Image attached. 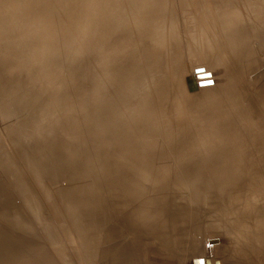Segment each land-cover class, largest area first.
I'll list each match as a JSON object with an SVG mask.
<instances>
[{
	"label": "rangeland",
	"instance_id": "rangeland-1",
	"mask_svg": "<svg viewBox=\"0 0 264 264\" xmlns=\"http://www.w3.org/2000/svg\"><path fill=\"white\" fill-rule=\"evenodd\" d=\"M258 4L264 14L260 0H0V264H203L204 257L206 264L214 257V264H237L240 224L257 212L243 206L264 204L254 186L263 192ZM134 58L138 69L127 78L136 82L123 81V101L102 65L105 71ZM217 63L229 76L230 97L215 81ZM96 88L102 99L116 98L112 105L91 99ZM113 109L116 125L103 131ZM113 170L146 172L137 199L100 179ZM211 172L236 181L219 187ZM93 185L110 208L94 209V196L81 195L88 207L68 214L71 190ZM145 199L157 203L143 211L160 215L175 210L186 218L182 206L186 233L177 237L167 227L168 243L135 234L133 223L139 229L147 218L127 210ZM121 216L130 227L118 228ZM239 258L250 264L246 251Z\"/></svg>",
	"mask_w": 264,
	"mask_h": 264
},
{
	"label": "bare ground",
	"instance_id": "bare-ground-1",
	"mask_svg": "<svg viewBox=\"0 0 264 264\" xmlns=\"http://www.w3.org/2000/svg\"><path fill=\"white\" fill-rule=\"evenodd\" d=\"M262 1V3L264 2V0H260ZM163 4V3H162ZM261 4H258L254 7V12H253V17H254V20H258L260 21L261 24L264 25V14L260 12L259 10V7H260ZM116 25V24H115ZM109 30V29H108ZM48 44V43H47ZM209 52V49L206 48V51H205V54H207ZM213 54V52H212ZM153 55V54H152ZM149 56V55H148ZM151 57V56H150ZM212 58V57H211ZM154 59V58H153ZM211 60V59H210ZM215 60H216V57H215ZM148 61V60H146ZM151 61V60H150ZM149 61V62H150ZM148 63V62H146ZM104 65V66H103ZM102 67H103V74L107 76V79L109 81V83L113 86H114V91L116 93L118 97V99L120 100H123V101H127V95H126V91H125V88H128L130 86H132L133 84H135V80L132 79V78H127V75L129 73H131V71H136L135 69H138V63L136 61V58H134L132 61H116L114 64H110L109 67L104 71V67L105 64H103ZM113 65V66H112ZM112 66V67H111ZM224 66V65H223ZM223 66L221 68V65L220 63H217L215 65V70L212 71L214 72L215 74V81L217 83V85L219 86V90H221L223 93H224V96L226 97H230V93H229V89L227 88L226 86V83L229 79V76H227V73L226 71L223 69ZM111 67V68H110ZM145 67V66H144ZM159 66L157 65V63L155 64V69H158ZM146 70V69H145ZM212 70V69H211ZM147 71V70H146ZM106 72V73H105ZM129 76V75H128ZM139 76V75H138ZM137 78V77H136ZM127 79L128 82L126 83V85L128 87H125L123 88L122 87V84H123V81ZM188 82V81H187ZM189 82L190 84L193 83V78L190 77L189 78ZM204 82V81H203ZM202 83V82H201ZM125 85V86H126ZM201 86V85H200ZM199 86V87H200ZM203 86V85H202ZM207 86V85H206ZM204 87V86H203ZM99 88V87H98ZM102 88V87H101ZM108 88V92L109 93H112ZM202 88V87H200ZM213 88V87H212ZM204 89V88H202ZM205 89H211V88H206ZM215 90V89H214ZM92 91V90H91ZM101 90H97V88L95 89V94L97 96L96 97H91L92 100H96V101H100L99 102V106L101 103H104V106L106 104H110L112 105L111 103L113 102V100H115L116 98L115 97H112L111 95H107L105 96L106 98L105 99H102V96H100V92ZM98 94V95H97ZM218 94V93H217ZM222 94V93H221ZM211 96H215V94L213 92L210 93ZM221 96V95H220ZM82 97V96H81ZM134 97V96H133ZM216 98H218L217 96H215ZM84 98V97H83ZM78 99V97H77ZM76 99V100H77ZM82 100V99H81ZM150 100V99H149ZM83 103V101H81ZM140 102V101H138ZM141 103V102H140ZM114 104V103H113ZM79 105V104H78ZM139 104H137L135 106V109L134 111L139 114V111H138V108H139ZM112 107V106H111ZM114 111L113 112V115L111 120L109 121V124L108 125H100L102 130L103 131H106L108 130L109 128L112 130V128L116 125V121L114 120L113 117H115L119 112L117 111V109H113ZM147 112V111H146ZM142 114V113H141ZM249 118V117H248ZM212 121V123H211ZM211 121H208V125L205 131V135L209 134L212 127H213V123L214 121L211 120ZM257 123V122H255ZM120 126V125H119ZM109 129V130H110ZM260 129V128H259ZM122 130V129H121ZM110 131V132H111ZM117 132V131H116ZM109 134V133H108ZM108 134H105V135H108ZM125 134V133H124ZM126 135V134H125ZM123 135V136H125ZM104 136V135H103ZM239 136V135H238ZM101 136H98V138H101ZM107 137V136H106ZM108 138V137H107ZM106 138V142L109 141V138L107 139ZM116 140L119 142V136L117 135L116 137ZM241 138V137H240ZM237 140V139H236ZM113 141V140H111ZM114 142V141H113ZM108 144H110L109 142H107ZM236 143V142H235ZM107 144V145H108ZM122 144V143H121ZM111 146V144H110ZM124 146V144H123ZM109 147V146H107ZM128 146H126L127 148ZM113 148V146H112ZM130 148V146L128 147ZM127 148V149H128ZM236 148V146H235ZM137 149V148H136ZM113 150V149H112ZM111 150V151H112ZM115 150V149H114ZM124 151V150H123ZM132 151V150H131ZM115 153V152H114ZM100 154V152H99ZM126 154V153H124ZM123 154V155H124ZM119 155V154H118ZM100 156V155H99ZM133 156V155H131ZM140 156V154H139ZM109 157V156H108ZM126 157V156H125ZM130 157V156H128ZM122 158V157H121ZM98 159V158H97ZM130 159V158H129ZM141 159V158H140ZM100 160V159H99ZM110 160V159H109ZM134 160V158H133ZM128 161V160H127ZM100 162V161H99ZM111 162V160H110ZM101 163V162H100ZM131 163V162H130ZM129 163V164H130ZM135 164V163H133ZM98 165V164H97ZM103 165V164H102ZM111 165V164H110ZM132 165V164H131ZM138 167V164L137 166ZM105 168V167H104ZM113 169V168H112ZM140 169V168H139ZM104 170V169H103ZM142 170V169H141ZM102 171V169H101ZM114 171V170H113ZM212 174H214L212 177H213V180H215V182L217 183V186L219 187H223L225 186L226 183L228 184H232L233 181L235 180L236 181V177L232 178V180H230L229 178H227L225 175L226 172H211ZM216 173V175H215ZM232 173V172H231ZM243 174V173H242ZM231 176V175H230ZM262 176V175H261ZM145 177L147 178V174L146 172H102L101 173V178H104V180L109 184V185H112L111 187L114 188L113 186H116L120 192H119V195H121L123 198L126 196V197H129L128 199L130 201L132 200H135L139 197V195L141 194L142 191L141 190V186L142 183H139V179H145ZM222 178H224V180L222 181ZM158 181H160V183L163 182L162 179H158ZM117 183V184H116ZM264 184V183H263ZM254 186H255V191H258V195H261L260 198L264 199V190L262 192V186H261V183H258V182H255L254 183ZM91 187V188H90ZM90 187H87V188H80V187H75L73 190H71L70 194L68 196H66V198L64 199V201L66 200V208L68 209V214H70L71 212L75 211V210H79V209H83L85 207H88V204L87 202L89 201V198L88 199H85L86 201H81L80 197L81 195L83 196H88V195H93L94 197V202L92 205V208L94 209H98V208H108L109 206L107 204H105V201H104V198L101 194H95L94 190H96V186H90ZM110 187V186H109ZM90 188L91 191H88ZM143 188V187H142ZM116 189V190H118ZM114 190V191H116ZM196 191L194 192V194L197 196L198 193L200 192H197V190L201 191L200 189H195ZM113 191V190H111ZM201 193L199 195V197H201ZM233 196V194H232ZM197 199H198V196H197ZM233 199V198H232ZM256 199V198H255ZM253 199V200H255ZM150 199H145L144 200V203L143 204H140L139 206H136L135 208H132L130 210H127V211H131L133 210L134 212V219L135 220H142V219H146V221H144L143 225L139 227V229L137 228H134V223H133V226L130 225L131 221H126L124 220V218L122 219V216H121V219L119 220L120 222L118 223V228L121 227L122 228H128V227H132L133 228V231L135 234H137L138 232H140L139 230H143L144 232L146 231L147 233H153V235L155 237H157L156 239H158L160 242H163V243H168L170 242L171 238H172V235H169L168 233V228H173L175 227V229L177 230V232H175L176 236L179 237V236H183L186 232L182 233V231L184 230V223L186 222V220L189 219V217H187L186 215V212L183 211V207L182 206H177L179 207V213L180 211L182 212L183 215L186 216V218H182L181 216H177V211L175 210H172L170 211V213L172 212L173 215L171 214H162L160 215V213L156 212V211H143L144 209L142 208V205L144 204H153V203H157V202H149ZM109 201H107L108 203ZM259 201H250L248 203H246L244 206H243V212L245 211V213H248V212H252V209L254 208V210L257 208V212L255 213L254 215V219L253 217L251 218V221H250V218L248 216H246L241 222L240 224V227L242 228L240 230L241 232V239L243 240L242 242V246L239 248L238 250V256H237V264H248L247 262L245 263L244 261H242L240 258H239V254L241 252V250H244L247 252V254L249 255V263L250 264H264V204L263 205H260V203H258ZM164 203V202H163ZM174 206V205H173ZM90 207V206H89ZM166 207V206H165ZM188 207V206H187ZM235 207V206H234ZM110 208V207H109ZM175 208V207H173ZM182 208V209H181ZM233 210V209H232ZM126 211V212H127ZM111 212V211H110ZM231 212V211H230ZM106 213V212H105ZM125 213V212H124ZM156 213V215H155ZM107 214V213H106ZM252 214V213H251ZM254 214V213H253ZM123 215V214H122ZM111 216H113V214H111ZM132 216V215H131ZM124 217V216H123ZM192 216H190L191 218ZM107 218V216H106ZM110 218V217H109ZM109 218H107L109 220ZM83 219V218H82ZM112 219V218H110ZM81 221V219H78ZM253 220V222H252ZM79 221V222H80ZM118 221V220H117ZM160 225H166L165 227H162ZM116 226V225H115ZM136 226V225H135ZM191 226V225H190ZM239 226V225H237ZM97 227V222H93L92 225H91V229L92 230H95ZM137 227V226H136ZM75 230H80V228L78 227V224H76L74 226ZM116 228V227H115ZM90 229V231H92ZM137 229V230H136ZM161 229H164L162 231H160ZM229 229V228H227ZM83 230V229H82ZM89 230V229H88ZM119 230V229H118ZM188 230V229H187ZM74 231V230H73ZM84 231V230H83ZM228 231V230H227ZM88 233V232H87ZM189 233V232H188ZM75 234H77L75 232ZM112 234H115V232H112ZM141 234V233H140ZM143 234V233H142ZM182 234V235H181ZM78 235V234H77ZM76 235V236H77ZM80 235V234H79ZM89 235V233H88ZM81 236V235H80ZM139 236V235H138ZM89 237V236H87ZM85 237V238H87ZM82 239H84V237H81ZM88 240V239H87ZM85 239V241H87ZM84 242V241H83ZM88 245L89 243L86 242ZM86 245V244H85ZM126 245V244H125ZM167 245V244H166ZM123 246V245H122ZM128 248H129V245H127ZM127 246H124V247H127ZM87 247V246H86ZM85 247V248H86ZM90 247V246H89ZM208 248V247H207ZM90 248H88L89 250ZM106 250V249H105ZM104 250V252H105ZM169 250V249H168ZM209 250V249H208ZM171 251V250H170ZM92 252V251H91ZM95 252V251H94ZM108 252V250H107ZM107 252H105V255H107ZM231 253V252H230ZM229 253V254H230ZM175 254V253H174ZM177 254V253H176ZM210 255V254H209ZM232 255V254H231ZM179 256V255H178ZM177 256V258H178ZM211 257V256H210ZM179 258H182L181 256H179ZM226 258V257H224ZM227 259V258H226ZM182 259H180L179 261L181 262ZM204 262L203 264H206L205 263V257L203 258ZM210 260V264H214V261L216 260V258H209ZM222 261H219V264H222ZM179 262V263H180ZM185 262V261H183ZM224 262V261H223ZM192 263V262H191ZM198 261L197 259L195 258V261H194V264H197ZM207 264H209L207 262Z\"/></svg>",
	"mask_w": 264,
	"mask_h": 264
},
{
	"label": "water",
	"instance_id": "water-1",
	"mask_svg": "<svg viewBox=\"0 0 264 264\" xmlns=\"http://www.w3.org/2000/svg\"><path fill=\"white\" fill-rule=\"evenodd\" d=\"M201 84H205V82H202Z\"/></svg>",
	"mask_w": 264,
	"mask_h": 264
}]
</instances>
